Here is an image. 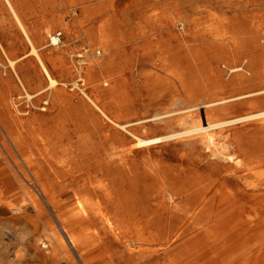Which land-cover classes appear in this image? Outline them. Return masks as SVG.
Listing matches in <instances>:
<instances>
[{
    "label": "rangeland",
    "instance_id": "374dc122",
    "mask_svg": "<svg viewBox=\"0 0 264 264\" xmlns=\"http://www.w3.org/2000/svg\"><path fill=\"white\" fill-rule=\"evenodd\" d=\"M12 1L29 26L34 21L41 22L38 34L31 33L30 38L41 52L54 54L64 71L53 68L52 75L60 84L37 95L47 89V81L29 54L26 39L6 13H0L2 99L11 100V111L16 110L22 118L28 109L30 116L46 114L86 120L76 124L38 122L42 136L50 145L48 149L27 146L33 159L32 169L24 166L0 129V264H66L59 259V253L38 256L44 251L40 243L49 242L53 233L64 236L61 222L71 202L67 201L68 195L61 185L52 184L50 179L56 171L57 181L64 180L58 168L65 164L89 175L94 185L104 181L109 195L98 193L97 196L110 212L119 210L129 222L140 225H180L181 220L162 195L163 187L190 192L200 182L230 173L232 169L227 164L212 163L198 142L171 139L147 152L136 153L124 169L118 164H104L103 152L94 149L102 142L97 135L92 141H79L76 134H71V140H59L55 129L67 126L78 135L90 131L93 126L88 119L98 112L90 98L121 123H133L134 133L138 135H166L176 128L177 121L140 122L173 107L205 102L221 87V91L231 95L263 86L264 0ZM98 30L103 35L92 37L91 32L96 34ZM58 32L61 43L53 46L48 33ZM79 53L84 61V85L77 87L72 83L78 79L74 66L79 65L76 60ZM9 59L16 61L13 68ZM89 61L96 68L93 74L87 73ZM245 61L252 65V77L245 70L229 68L241 67ZM256 103H264V99ZM43 106L47 108L45 111H41ZM249 108L248 102L227 108L229 114L214 113L227 117L243 115ZM126 135L128 144L131 136ZM230 135L239 138L243 148L264 153V127L255 121L234 126ZM151 167L154 173L147 174ZM35 172L40 175V182ZM41 183L50 189L52 202L42 194ZM226 183L236 187L232 180ZM83 194L90 196L85 191ZM89 212L91 225L101 229L103 222L96 209ZM201 223H205L204 219ZM206 225H211V220ZM242 233V240L228 253V264H264V248L251 249L248 234ZM66 248L76 257L70 244ZM104 252L114 262L132 264L126 262L128 257L123 247L111 238L105 239ZM223 257V251L218 250L209 262L202 258L195 264H216ZM155 263L171 264L168 259L160 258Z\"/></svg>",
    "mask_w": 264,
    "mask_h": 264
},
{
    "label": "bare ground",
    "instance_id": "6f19581e",
    "mask_svg": "<svg viewBox=\"0 0 264 264\" xmlns=\"http://www.w3.org/2000/svg\"><path fill=\"white\" fill-rule=\"evenodd\" d=\"M1 2L0 13H6L7 19L26 39L29 54L32 55L47 81V89L39 91L37 95L57 87L60 82L52 75L51 70L55 68L56 71L63 73V64L54 54L41 52V48L37 47L30 38L31 33L38 34L41 22L34 21L29 26L26 18L12 0H1ZM54 22L57 23V21ZM58 23H61V20ZM59 34L48 33L51 45L59 46L61 43V38L57 37ZM91 35L101 37L103 33L98 30L96 34L91 32ZM8 62L12 68L16 63L12 59ZM74 67L78 79L72 84L79 87L84 85L82 78L84 68L82 64ZM229 68L233 71L245 70L249 77L254 74L250 61H245L241 67L236 65L229 66ZM95 72L93 62H87V73ZM0 81L3 82V80ZM1 87L7 89L4 83H1ZM221 90L223 87L205 102L185 107H173L154 114L151 119L141 121L140 123L177 121L173 131L166 135L151 137L134 133L136 127L133 123H121L118 118L109 116L95 101L88 98L98 110L88 119L93 126L90 131L78 135L76 130L64 126L58 128L59 131L55 129V134L59 140H71V134H76L79 141H92L93 136L97 135L102 142L94 149L103 152L104 164H118L126 169L129 160L136 153L147 152L155 145L167 140L188 139L198 142L203 153L211 159L212 163L227 164L232 170L217 179L200 182L190 192L164 186L162 195L167 199L176 217L181 220V224L140 225L129 222L119 210L112 213L106 205L101 204L97 194L109 195L104 181L99 180L94 185L90 176L84 172H79L68 164L58 166V172L64 176V180L57 181V176L54 175L56 171L50 180L52 184L61 185L64 194L68 195L67 201L71 202L67 215L61 222L64 236L53 233L49 242L40 243V247L44 243L47 246L46 248L41 247L44 251L37 255L42 258L46 255L57 256L59 253V259L66 264H120V262L112 261L110 256L104 252L105 239L108 237L116 245L123 247L128 257L127 263L131 261L132 264H156V258H160L168 259L171 264H195L202 258H206V262H209L212 254L222 250L224 257L216 264H228V253L242 240V232L248 234L246 238L250 242L248 245L251 249L255 251L263 249L264 153H253L243 148L241 140L232 138L230 130L238 124L244 125L252 121L264 127V103H256V100L264 99V85L253 90H240L231 95H226ZM26 96L30 98L27 93ZM8 102H5L0 95V129L5 134L10 147L16 151L18 158L28 169H32L33 159L27 146H41L48 149V144L50 145L48 139L42 136L41 131L43 130L37 125L38 122L45 121L53 124L74 122L76 124L86 120L85 117L68 118L60 115L30 116L28 109L22 118L17 115L16 110L11 111L12 102L11 100ZM248 102L249 111L243 115L227 117L214 113L224 111L225 114H229L227 108ZM44 103L46 105L48 101ZM46 109V106H43L41 111ZM201 110H204V116L201 115ZM125 133L131 136L128 144L125 143L127 138ZM46 166L49 165L46 164ZM150 173H154V167L148 170L147 174ZM36 175L37 181L40 182L38 172ZM228 180L234 181L236 187H230L226 183ZM40 188L42 194L52 202L53 197L48 186L41 183ZM84 191L90 194L89 197H95V202H90L89 197L83 194ZM91 208L96 209V215L98 214L103 222L101 229L91 225L89 212ZM202 219H204V224L201 223ZM210 220L211 225H206ZM67 243L73 248L76 257L71 250L66 248ZM121 263L124 264V261Z\"/></svg>",
    "mask_w": 264,
    "mask_h": 264
},
{
    "label": "built area",
    "instance_id": "2783aa9c",
    "mask_svg": "<svg viewBox=\"0 0 264 264\" xmlns=\"http://www.w3.org/2000/svg\"><path fill=\"white\" fill-rule=\"evenodd\" d=\"M57 34H59V32H58ZM57 37L60 38V34L57 35ZM96 54H99V51H98V50L96 51ZM76 60H77V63H78V64H82V62H83V61H82V60H83V55L80 54V53L77 54V55H76ZM46 246H47V245H46L45 243L41 245L42 248H46Z\"/></svg>",
    "mask_w": 264,
    "mask_h": 264
}]
</instances>
